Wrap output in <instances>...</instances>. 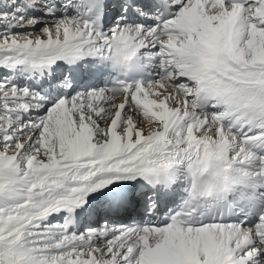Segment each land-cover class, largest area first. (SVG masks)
<instances>
[{"label": "snow or ice", "instance_id": "6c2138e0", "mask_svg": "<svg viewBox=\"0 0 264 264\" xmlns=\"http://www.w3.org/2000/svg\"><path fill=\"white\" fill-rule=\"evenodd\" d=\"M0 264H264V0H0Z\"/></svg>", "mask_w": 264, "mask_h": 264}]
</instances>
